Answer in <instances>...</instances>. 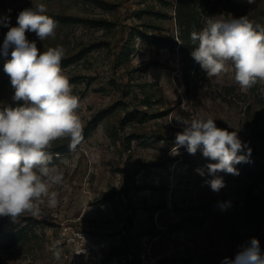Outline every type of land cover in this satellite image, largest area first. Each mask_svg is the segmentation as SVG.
Masks as SVG:
<instances>
[{
  "label": "rangeland",
  "instance_id": "obj_1",
  "mask_svg": "<svg viewBox=\"0 0 264 264\" xmlns=\"http://www.w3.org/2000/svg\"><path fill=\"white\" fill-rule=\"evenodd\" d=\"M37 3L58 26L54 38H28L41 51L65 49L61 67L80 97L84 139L75 151L68 140L51 149L64 172L56 207L0 217V264H62L54 257L62 224L108 238L129 222L133 242L148 238L157 253L171 254L165 264H222L252 238L264 251V83L242 91L231 71L208 78L190 39L209 17L248 16L264 26V0H0V46L5 18L16 26L19 12ZM10 58L0 55V104L13 103L3 71ZM176 112L211 117L246 145L239 175L216 173L225 184L219 192L206 183L213 176L205 166L215 161L185 147L173 154L182 130Z\"/></svg>",
  "mask_w": 264,
  "mask_h": 264
},
{
  "label": "clouds",
  "instance_id": "obj_2",
  "mask_svg": "<svg viewBox=\"0 0 264 264\" xmlns=\"http://www.w3.org/2000/svg\"><path fill=\"white\" fill-rule=\"evenodd\" d=\"M47 13V5L37 3L19 12L16 26H9L5 18L8 31L0 46V55L7 57L10 51L3 71L13 89V103L0 104V217L13 221L25 214L41 215L42 206L58 205L53 189L63 185L64 172L53 163L51 149L56 141L68 140L69 150L75 151L84 139L80 97L73 94V85L61 67L65 49L56 45L41 51L27 35L35 33L40 42L55 37L57 21ZM190 39L196 45L191 56L208 78L231 71L242 91L264 83V26L248 16L209 17L200 31L190 33ZM181 109L187 111L184 104ZM172 120L182 129L175 134L173 154L185 147L190 155L199 150L204 158L215 161L205 166L213 176L206 181L212 191L225 186L216 173L239 175L235 165L249 162L238 155L246 145L237 131L217 127L211 117L188 119L176 112ZM62 163L76 167L75 160ZM196 171L204 175V169ZM60 256L57 249L54 257L59 260ZM222 264H264L259 240L252 238L235 259L225 258Z\"/></svg>",
  "mask_w": 264,
  "mask_h": 264
},
{
  "label": "built area",
  "instance_id": "obj_3",
  "mask_svg": "<svg viewBox=\"0 0 264 264\" xmlns=\"http://www.w3.org/2000/svg\"><path fill=\"white\" fill-rule=\"evenodd\" d=\"M133 227L125 222L120 233L98 238L85 229L62 224L59 250L62 264H165L171 254L157 253L147 239L133 242ZM159 238H154V242Z\"/></svg>",
  "mask_w": 264,
  "mask_h": 264
}]
</instances>
